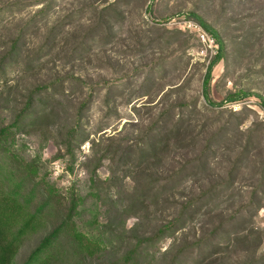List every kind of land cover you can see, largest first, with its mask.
Instances as JSON below:
<instances>
[{
  "label": "rangeland",
  "instance_id": "374dc122",
  "mask_svg": "<svg viewBox=\"0 0 264 264\" xmlns=\"http://www.w3.org/2000/svg\"><path fill=\"white\" fill-rule=\"evenodd\" d=\"M1 129L11 263L264 264V0H0Z\"/></svg>",
  "mask_w": 264,
  "mask_h": 264
},
{
  "label": "trees",
  "instance_id": "16d2710c",
  "mask_svg": "<svg viewBox=\"0 0 264 264\" xmlns=\"http://www.w3.org/2000/svg\"><path fill=\"white\" fill-rule=\"evenodd\" d=\"M210 74H211V67L209 66L207 68L206 71V76H205V84L209 83L210 80ZM4 129H1V133L0 136L4 133L3 132ZM1 143V141H0ZM25 171H23L21 174L18 175V180L16 182V188L17 187H25L27 193L25 195L31 196L33 193V189L35 186V183L32 181L31 185L28 187L29 189H27L25 181L27 180H33L32 176L33 174H35L36 170L33 166H31V164H28L27 167H25ZM13 189L11 195H15L17 194L18 190L17 189ZM48 189H43L42 192V204L38 205L33 212V217L37 216L39 214H42L44 212V210L51 205L50 202V192L48 191ZM78 198H72V200L70 201V204L67 208V212L66 214L60 219L59 223L53 227V229H51L49 232L46 233V235L38 242V244L34 247V249L30 252V254L27 256V258L19 264H43L44 262H42L43 258L45 257L46 253L57 243L59 242L60 238L62 237L63 234V230H64V226H66L69 221L72 220V216L73 213L76 209V204H77V200ZM15 200V199H13ZM12 200V201H13ZM18 204V201L15 200ZM26 198L24 203H26ZM22 202H19V204L17 205V207H22ZM18 207V208H19ZM72 238L74 239V241H78L81 240L83 237V234H81V232H79L77 229L73 230V233L71 234ZM3 232L0 229V264H13L10 261V250L13 247V241L10 242H5L3 243ZM79 242V241H78ZM77 242V243H78ZM54 248V247H53ZM75 253V252H74ZM57 253H54L53 255L55 256ZM53 256V257H54Z\"/></svg>",
  "mask_w": 264,
  "mask_h": 264
},
{
  "label": "built area",
  "instance_id": "2783aa9c",
  "mask_svg": "<svg viewBox=\"0 0 264 264\" xmlns=\"http://www.w3.org/2000/svg\"><path fill=\"white\" fill-rule=\"evenodd\" d=\"M201 30V29H200ZM199 36L201 37V39L203 40H209V37L203 32V31H200L199 33Z\"/></svg>",
  "mask_w": 264,
  "mask_h": 264
}]
</instances>
